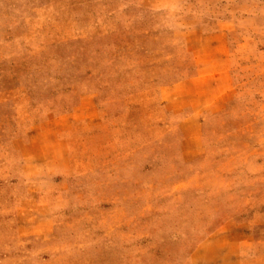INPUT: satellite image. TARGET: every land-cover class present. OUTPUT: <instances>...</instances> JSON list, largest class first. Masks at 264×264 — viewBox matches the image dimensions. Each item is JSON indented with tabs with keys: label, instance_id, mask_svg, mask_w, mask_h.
<instances>
[{
	"label": "rangeland",
	"instance_id": "374dc122",
	"mask_svg": "<svg viewBox=\"0 0 264 264\" xmlns=\"http://www.w3.org/2000/svg\"><path fill=\"white\" fill-rule=\"evenodd\" d=\"M0 264H264V0H0Z\"/></svg>",
	"mask_w": 264,
	"mask_h": 264
}]
</instances>
